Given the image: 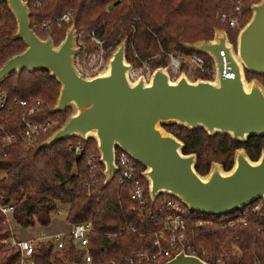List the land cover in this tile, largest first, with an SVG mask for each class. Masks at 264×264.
<instances>
[{"label": "trees", "instance_id": "16d2710c", "mask_svg": "<svg viewBox=\"0 0 264 264\" xmlns=\"http://www.w3.org/2000/svg\"><path fill=\"white\" fill-rule=\"evenodd\" d=\"M25 1L30 9V27L39 37L50 36L53 43L58 44L65 29L74 21L77 32H94L112 49L127 37L126 58L133 64L137 62L134 53L145 58L162 49L195 53L210 65L211 59L207 55L185 49L183 43L211 39L215 28L225 29L231 42L236 38V31L216 19L217 8L223 0ZM37 1L39 5L35 6ZM115 1L113 8L108 10L107 6ZM68 11H71L70 21L57 24L56 18ZM249 16L250 11L247 10L245 22ZM43 20L49 22L47 28L40 27ZM15 31V17L6 2L0 0V66L25 48L22 40L13 38ZM245 76L247 80L258 79L264 87V75L245 70ZM197 77L208 78L204 74ZM59 88L58 81L46 70L12 71L0 85L7 95L6 106L0 110L2 124L11 128L18 122L20 109L15 101L33 97L42 100L40 117L56 122L54 129L59 127L70 111H52ZM163 127L183 142V153L196 155L195 170L202 175L213 161L220 163L225 170L229 169L234 151L239 147H243L252 160L264 148V135L249 136L246 141L239 142L228 134L209 136L200 127L190 130L174 123ZM47 136H41L30 149L20 145L7 146L6 154L0 157V202L14 205L8 215L9 220L23 228L35 225L45 228L58 216L56 212L62 207L64 210L60 215L64 214L70 227L90 221L94 231L89 234L87 248L90 261L87 264H123L126 257L141 247L150 248L156 224L139 220L135 204L129 198L131 186L119 182L118 172L110 182L103 183V165L99 161L95 140L71 137L52 146L38 147ZM78 140L82 143V150L75 154L68 145ZM91 156L95 157L97 165L94 178L89 176L86 163ZM136 167L135 177L144 189L149 208L153 209L164 198H174L162 193L151 201L147 183L140 174L143 167L138 163ZM259 200L263 204L262 214L252 213L244 207L228 215L215 216L189 211L183 205L189 212L190 227L194 228V232L188 234L187 244L209 264H214L223 253L226 254L224 264L264 261V199ZM237 215L244 217L245 225L238 219L230 225L231 219ZM196 219L204 223L193 226ZM11 236L9 224L0 213V264H19V249L4 242ZM34 246L29 264L84 262L85 251L76 247L69 233L62 237L61 248H57L53 240L36 241ZM203 251L207 255H202Z\"/></svg>", "mask_w": 264, "mask_h": 264}, {"label": "water", "instance_id": "95a60500", "mask_svg": "<svg viewBox=\"0 0 264 264\" xmlns=\"http://www.w3.org/2000/svg\"><path fill=\"white\" fill-rule=\"evenodd\" d=\"M4 1L16 20L13 38L22 40L25 48L0 66V85L12 71L46 70L60 84L52 111L70 109L38 147L71 137L94 139L104 184L117 172L115 149L119 148L143 167L140 174L152 201L166 193L193 212L228 215L264 199V148L252 160L239 147L229 169L213 161L202 175L195 170L196 155L183 153V142L163 127L171 123L190 130L200 127L209 136L228 134L239 142L264 135V87L258 79L245 76V70L264 75V0L250 6V16L234 44L220 28L214 29L211 39L183 43L185 49L207 55L218 72L222 49L233 76L189 81L181 74L171 81L158 67L148 81L140 77L133 82L127 77L131 66L126 58L127 37L110 51L102 73L86 77L74 64L79 50L74 21L54 44L50 36L41 38L31 29L27 1ZM162 264L209 263L180 252Z\"/></svg>", "mask_w": 264, "mask_h": 264}, {"label": "built area", "instance_id": "2783aa9c", "mask_svg": "<svg viewBox=\"0 0 264 264\" xmlns=\"http://www.w3.org/2000/svg\"><path fill=\"white\" fill-rule=\"evenodd\" d=\"M252 1L253 0H223L222 4L217 8L215 14L216 19L220 23L226 25L227 28L236 31L237 34L245 23L247 10L251 12L250 6L257 2ZM38 5L39 2L37 1L35 6ZM70 17L71 11H68L56 18V23H68ZM137 20L139 21L138 18ZM48 24V21L43 20L40 27L47 28ZM229 41L231 42V40ZM76 43L79 46V50L74 57L76 70L86 77L102 73L106 69V59L112 50V46H106L104 40L96 36L94 32L84 33L83 31H76ZM231 43L234 44L235 41ZM219 56L221 58L220 72L217 71L212 60L211 64L208 65L202 56L195 53L165 51L161 49L145 58H140L134 53L137 62L135 64L130 62L131 66L127 71V77L131 82L136 81L140 77L148 81L153 70L158 67L165 70L172 80L177 79L181 74L185 75L187 79H189V77H196L198 74H204L208 77V80L215 79L217 74L221 76H233L232 72L227 71V69L230 68V59L226 58L222 49L219 51ZM6 101V93L3 89H0V110L6 106ZM15 104L20 109L18 122L11 128H8L6 125L2 124V118L0 117V157L6 154V147L10 145H20L24 149L32 148L41 136L45 134L49 135L56 125V122L53 120L40 117V112L42 111L41 99L27 97L16 100ZM68 146L75 154L80 153L82 150V143L80 140L76 143H70ZM117 149L118 148L115 149V164L117 166V172L119 173V182L130 184L131 191L129 198L135 204L139 220L141 222L151 221L156 224V229L152 231L153 238L150 248L147 246L141 247L133 255L126 257L123 264H162L180 252L197 256L195 254L196 250L187 244L188 234H192L194 228L190 227L189 212L183 206L184 204L173 196L174 198L167 197L162 199L153 209L149 208L144 189L135 177L137 162L121 149L119 152ZM86 163L89 176L94 178L97 168L95 157H89ZM247 207V210L252 213H263V204L260 200H257ZM13 208L14 205L11 203L2 204L0 202V213L5 216L7 224H9L8 215L13 211ZM60 214L61 211L56 212V215ZM237 219L243 225L246 224L244 217L237 215L234 219H231L230 225ZM203 223V220L196 219L193 221V226L202 225ZM92 231H94V227L90 221H87L72 225L68 232L72 236L76 247L85 251L84 262L86 264L90 261L87 245L89 234ZM63 236L64 234L55 235L53 237L42 236L39 240L33 241L28 239L17 240L12 235L4 242L19 249V264H29L30 256L34 251V243L36 241L53 240L56 243V247L61 248ZM201 254L207 255L204 251L201 252ZM225 256V253L221 254L215 260L214 264H224ZM102 264L120 263L104 262ZM253 264H264V261L257 260L253 262Z\"/></svg>", "mask_w": 264, "mask_h": 264}, {"label": "rangeland", "instance_id": "374dc122", "mask_svg": "<svg viewBox=\"0 0 264 264\" xmlns=\"http://www.w3.org/2000/svg\"><path fill=\"white\" fill-rule=\"evenodd\" d=\"M196 79L197 78L194 76V77H189L188 80L189 81H194ZM170 80L171 81H175V80H172V79H170ZM54 219H56V220L53 223H51L48 227H45V228H43L41 226H38V225H35V226H32V227L23 228V227L18 226L16 223H14L12 221H10V226L9 227L11 229L12 234L18 240L33 239V238H36L38 236H41L42 234L39 233L40 230H42L43 232H47V234H46L47 236H49L50 234L62 235L63 233L68 232L69 226L67 225V222L65 221V217H64L63 213L60 216L59 215L55 216ZM54 223L58 224V226H55ZM52 236H54V235H52ZM72 264H74V263H72ZM81 264H86V263L83 262Z\"/></svg>", "mask_w": 264, "mask_h": 264}, {"label": "crops", "instance_id": "0c3cea01", "mask_svg": "<svg viewBox=\"0 0 264 264\" xmlns=\"http://www.w3.org/2000/svg\"><path fill=\"white\" fill-rule=\"evenodd\" d=\"M62 210H64L62 207H61V209H60V211H62ZM56 219H53L52 220V223L55 221ZM55 224V223H54ZM67 225L69 226V230H70V225L67 223ZM9 226H10V220H9ZM55 226H58V224H55ZM69 230H68V232H69ZM68 232H65V233H68ZM39 233L40 234H42L41 236H38V237H36V238H33V239H28V240H33V241H35V240H39L42 236H46V237H53L52 235H59V234H50L49 236H47L46 234H47V232H43L42 230H40L39 231ZM65 233H63V234H65ZM13 235V234H12ZM13 237L16 239V237L13 235ZM18 240V239H17Z\"/></svg>", "mask_w": 264, "mask_h": 264}]
</instances>
